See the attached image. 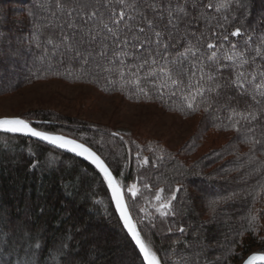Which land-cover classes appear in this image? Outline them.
<instances>
[{
    "label": "trees",
    "instance_id": "trees-1",
    "mask_svg": "<svg viewBox=\"0 0 264 264\" xmlns=\"http://www.w3.org/2000/svg\"><path fill=\"white\" fill-rule=\"evenodd\" d=\"M49 4L51 0H0V96L53 79L92 86L129 102L154 104L184 118L197 117V133L175 150L156 140L113 136L116 131L109 127L51 111L22 118L38 130L84 142L101 155L123 188L134 223L162 264L196 260L239 264L251 254H264V128L238 133L228 127V112L216 111L215 105L207 112L203 105L192 112L179 94H165L161 100L155 94L151 98L138 94L131 85L122 90L118 78L109 77L96 62L82 68L70 54L62 55L63 49L42 59L36 39L43 42L50 31L44 26L52 21L42 7ZM246 4L247 12L231 7L223 14L213 13L224 25L218 31L247 29L254 38L264 32V0ZM204 132L220 144L192 158ZM133 184L138 188L135 197L126 192ZM160 189L164 200L175 194V215H159L155 196ZM252 215L258 219L250 224ZM141 260L93 165L38 141L0 132V264H141Z\"/></svg>",
    "mask_w": 264,
    "mask_h": 264
},
{
    "label": "snow or ice",
    "instance_id": "snow-or-ice-1",
    "mask_svg": "<svg viewBox=\"0 0 264 264\" xmlns=\"http://www.w3.org/2000/svg\"><path fill=\"white\" fill-rule=\"evenodd\" d=\"M42 7L52 21L44 26L50 30L44 41L36 39L42 59L63 49L62 55L70 54V60L82 68L96 62L109 77L118 78L122 90L131 85L138 94L149 98L155 94L161 100L165 94H179L192 112L201 105L207 112L215 105L216 111L228 112V127L238 133L264 128V32L255 38L241 28L221 33L218 29L224 25L213 14H223L231 7L247 12L246 0H51ZM229 36L240 39L230 40ZM114 82L109 79V83ZM0 132L35 138L93 165L111 191L116 212L138 249L141 264H162L152 243L133 223L120 182L96 150L77 139L38 130L19 117L0 118ZM163 191L155 196L157 211L161 217L175 215L172 201L176 196L164 200ZM128 192L135 197L137 186L133 184ZM257 219L252 215L249 223ZM177 230L185 232L183 227ZM257 261H264V254L250 256L245 264Z\"/></svg>",
    "mask_w": 264,
    "mask_h": 264
},
{
    "label": "rangeland",
    "instance_id": "rangeland-1",
    "mask_svg": "<svg viewBox=\"0 0 264 264\" xmlns=\"http://www.w3.org/2000/svg\"><path fill=\"white\" fill-rule=\"evenodd\" d=\"M34 111H51L76 122L109 127L140 142L156 140L171 150L180 148L196 134L198 125L197 117L184 118L154 104L129 102L120 95H105L92 86L61 80L35 82L0 96V118H22ZM210 134L200 133L192 158L220 144ZM131 186H127V193ZM262 232L264 234V223Z\"/></svg>",
    "mask_w": 264,
    "mask_h": 264
},
{
    "label": "water",
    "instance_id": "water-1",
    "mask_svg": "<svg viewBox=\"0 0 264 264\" xmlns=\"http://www.w3.org/2000/svg\"><path fill=\"white\" fill-rule=\"evenodd\" d=\"M7 118H15V117H7ZM19 118H20V117H19ZM17 136H22V135H17ZM22 137H26V138H29V139H32V140L38 141V140H36L35 138H31V137H27V136H22ZM38 142L43 143L44 145L49 146V147H51V148H54L53 146H51V145H47V144L44 143V142H41V141H38ZM54 149H55V148H54ZM56 150H59V149H56ZM59 151L74 156L72 153H68V152H65V151H63V150H59ZM77 158H79V157H77ZM79 159H82V158H79ZM82 160H83V159H82ZM84 161H86V160H84ZM87 162H88V161H87ZM108 191H109V195H110V199H111L112 205H113L114 210H115V212H116V209H115V203H114V201L112 200L111 191H110L109 189H108ZM124 199H125V197H124ZM125 202H126V200H125ZM128 211H129V210H128ZM116 214H117V217H118V219H119V221H120V223H121V225H122V227H123V223H122V221H121L120 218H119V214H118L117 212H116ZM129 214H130V212H129ZM130 216H131V215H130ZM131 218H132V217H131ZM132 221H133V219H132ZM133 223H134V221H133ZM123 229H124V227H123ZM124 231H125V233L127 234L126 229H124ZM127 236H128V238L130 239V241H131V243L133 244V246L135 247V244H134V242L131 240V237H130L128 234H127ZM135 249H136V247H135ZM136 250H137V252H138V249H136ZM138 254H139V253H138ZM253 255H260V254H258V253L251 254V255L247 256V257H246V258H245L240 264H245V262L248 260V258H249L250 256H253ZM141 259H142V258H141ZM256 264H264V261H257Z\"/></svg>",
    "mask_w": 264,
    "mask_h": 264
}]
</instances>
